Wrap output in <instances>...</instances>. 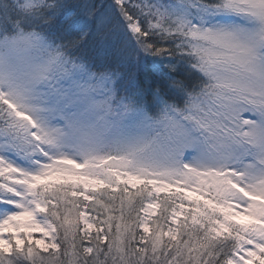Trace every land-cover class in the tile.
Returning a JSON list of instances; mask_svg holds the SVG:
<instances>
[{
    "label": "snow or ice",
    "instance_id": "6c2138e0",
    "mask_svg": "<svg viewBox=\"0 0 264 264\" xmlns=\"http://www.w3.org/2000/svg\"><path fill=\"white\" fill-rule=\"evenodd\" d=\"M0 264H264V0H0Z\"/></svg>",
    "mask_w": 264,
    "mask_h": 264
}]
</instances>
